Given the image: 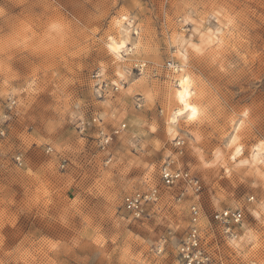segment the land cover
<instances>
[{
    "label": "rangeland",
    "instance_id": "1",
    "mask_svg": "<svg viewBox=\"0 0 264 264\" xmlns=\"http://www.w3.org/2000/svg\"><path fill=\"white\" fill-rule=\"evenodd\" d=\"M180 73L196 96L171 127ZM262 142L264 0H0V264H181L192 205L210 264H264Z\"/></svg>",
    "mask_w": 264,
    "mask_h": 264
},
{
    "label": "built area",
    "instance_id": "2",
    "mask_svg": "<svg viewBox=\"0 0 264 264\" xmlns=\"http://www.w3.org/2000/svg\"><path fill=\"white\" fill-rule=\"evenodd\" d=\"M92 121L96 122L97 119L93 118ZM123 128H125V125H122L121 129L114 130L112 135L118 134ZM111 141L112 136L110 134H107L103 130L99 131V143L103 149L106 148ZM160 176L162 183L166 186H172L177 182H184L194 193H198L200 190L198 180L192 177L189 172L184 169L172 170L168 165H165L161 169ZM165 177H167V179H165ZM157 199L158 193L156 188H150L145 191L136 190L123 196L122 209L131 219L140 220L147 215L148 207L154 204ZM190 211L192 224L186 237L179 244L177 250L178 261L181 264H210V255L204 248L203 236L201 230L196 224V220L199 216V208L197 205H192ZM213 218L219 223H237L241 220L242 214L240 211L221 210L214 213Z\"/></svg>",
    "mask_w": 264,
    "mask_h": 264
},
{
    "label": "bare ground",
    "instance_id": "3",
    "mask_svg": "<svg viewBox=\"0 0 264 264\" xmlns=\"http://www.w3.org/2000/svg\"><path fill=\"white\" fill-rule=\"evenodd\" d=\"M127 32L123 34L122 41L116 42L114 40H111L107 46L109 52L113 54L118 60L122 59L121 53L127 50V42L129 39V34ZM170 93L172 101L177 106V108L174 109L169 116V124L171 125V127H173L174 125H176L179 119L188 114L190 110L188 108V103L193 99L194 96H196L192 78L187 74L180 73L176 85L171 89Z\"/></svg>",
    "mask_w": 264,
    "mask_h": 264
},
{
    "label": "snow or ice",
    "instance_id": "4",
    "mask_svg": "<svg viewBox=\"0 0 264 264\" xmlns=\"http://www.w3.org/2000/svg\"><path fill=\"white\" fill-rule=\"evenodd\" d=\"M190 26V25H189ZM195 51L197 52V53H200V49L199 48H197V49H195ZM262 145H264V142H262ZM240 151H242V150H240ZM165 179H167V177H165ZM255 197H253V199H254ZM261 208L262 209H264V202H262L261 203ZM227 211V210H226ZM256 219H261V217L259 216V215H257L256 216ZM166 249H163V251H165ZM182 255V254H181Z\"/></svg>",
    "mask_w": 264,
    "mask_h": 264
}]
</instances>
